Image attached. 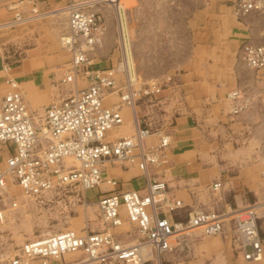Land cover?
<instances>
[{"label":"built area","instance_id":"2783aa9c","mask_svg":"<svg viewBox=\"0 0 264 264\" xmlns=\"http://www.w3.org/2000/svg\"><path fill=\"white\" fill-rule=\"evenodd\" d=\"M0 1L11 12L2 21L5 28L29 23L42 13L38 0ZM100 1L117 0H67L62 6L66 28L59 42L70 54V67L60 80L75 84L67 94L51 100L39 113L29 107L19 81L12 76L4 79L7 89L0 97V147L6 152L2 157L0 154V203L5 205L9 201L11 207L17 204L14 197L3 191L8 176L26 196L38 201L49 199L59 189L75 190V196L83 197L85 202L84 192L95 188L98 193L94 202L103 227L88 225L80 232L65 228L27 239L11 255L10 264H156L153 255L162 258L166 252L189 251V236L222 233L227 224L234 231V242L237 240L233 242L234 248L241 250L245 259H258L264 249L258 204H264V197L243 207L209 210L191 207L184 218L176 219L172 214L185 204L169 189L165 179L170 162L168 127L141 120L137 114L132 133L114 137L109 134V129L124 122V105L144 103L145 115H150V106L159 105L158 95L164 86L171 85L172 75L138 81L131 79L123 67L120 70L123 76H118L120 66L117 69L116 66L122 61V48L114 14L119 62L90 67V52L100 46L99 42L103 43L110 25ZM235 3L238 14L250 10L264 13V0ZM238 51L241 61L256 71L255 80L264 85V43L245 40ZM78 78H86L87 83L81 85ZM111 94H116L117 100L108 103L106 98ZM259 96L264 98L262 88L260 95L236 86L226 94L230 112L247 110ZM108 165L136 166L144 175L145 185L124 188L118 177L108 173ZM220 187V181L209 185L218 199L222 196ZM124 222L130 225L127 232L134 239L130 243H124L125 239L109 230ZM144 248L149 251L146 257L142 256ZM73 252L82 257L66 262L65 254ZM80 260L83 261L77 262Z\"/></svg>","mask_w":264,"mask_h":264},{"label":"rangeland","instance_id":"374dc122","mask_svg":"<svg viewBox=\"0 0 264 264\" xmlns=\"http://www.w3.org/2000/svg\"><path fill=\"white\" fill-rule=\"evenodd\" d=\"M64 1L65 0H38V6L42 13L37 14V16H39L37 19L26 24L0 29V62H5V64H10L11 66L14 64H21L22 66L24 63H28L30 59H40L43 61L40 67L35 66L30 71V73L35 75L43 74L44 77L48 76L46 79L47 81L44 82L45 86L43 83L39 84L40 88L38 90V96L40 99V107L34 108L26 97L29 107L37 110V112L41 111V108L51 100L57 99L59 95H64V92L69 88H74L75 85L72 82H62L59 80L64 72L70 67V54L61 47L59 42V36L64 30V27L66 28V12L64 7H62ZM206 1L207 0H122L119 8V16H117L116 10L110 3L100 2V6H107L110 9L111 14H114L116 18L118 17V27L120 26L122 28L121 10L125 3L126 11L124 12V17L129 29L131 52L137 72V65L142 66V68L148 67L146 63L149 55H160L158 49L161 45V36L165 38L163 32L165 26H167L168 30H173L174 33H177V31H174V28L176 30L180 29L176 25H186L187 23L189 26L186 25V27L194 26L195 21L197 22V20L201 19L200 17L196 19L197 16H200L198 11L200 10L199 6H204ZM232 1L233 0L220 1L223 2V4L215 10V0H212V5L208 7L206 6L202 11L201 15L205 14L207 19H209L204 28L215 32L216 36L213 35L212 32L210 36H208L206 35V30L202 29V36H207L209 41L204 47L206 52L196 56L193 53V56L195 57L193 61L191 60L189 66H186V68L181 70L182 72H187V78H183L185 81H189L187 83L192 89V91L187 90L188 104L192 108H195L194 110L197 113V117L193 116L191 118L189 115L186 116L189 123L193 122L200 127L208 129L210 125H213L211 121L219 118L217 126L213 125V128L216 130H213L211 134L207 133L211 138L215 137L214 135L217 134L218 130L223 128L222 126L226 125L224 122L226 120L225 111L227 106L226 103L223 102L224 92L227 89H229L227 93L232 90L234 88L232 86L235 85L234 81H240L243 78L242 75L246 73H244V69L241 66H244L245 63L241 61L239 55L237 56L240 48V45L238 46V40H236V37L239 35L238 28L243 27V33L248 34L247 36L243 35L245 40L264 43V17L258 12L251 14H238L235 10L236 3H234L233 12L231 7L228 6ZM193 5L196 6L197 10L193 11ZM10 15L11 12L7 9V6H3L0 1V24ZM116 18L113 16L111 17L109 23L111 26L109 30L110 35L105 37L108 38L106 44H104V41L103 43L101 41L99 42L100 46L102 45L101 48L96 46L91 50V64L95 63V65H98L97 61H99V63H108L110 60H113V64L111 63V65H115L117 61L116 59H119ZM212 28H214V30ZM170 37L172 38V36ZM119 40H121L120 29ZM122 42L123 46H125V37ZM121 43L120 46H122ZM222 46H224L225 49L229 47V50L231 48L234 51L232 50L233 52L231 53L227 49L228 54H224L221 51ZM206 48L209 50L207 51ZM124 49L127 59L129 53L126 52V48ZM123 58L124 54L122 52L121 62H123ZM126 63L128 64L127 69H129L130 64L128 61ZM118 66L119 65H117L116 68ZM194 66L197 67V70L194 69ZM120 70L122 69L118 68V76L122 77L123 75L120 73ZM145 72L153 71L147 69ZM155 72L159 71L157 70ZM171 72L174 71H164L163 74L160 72L161 74H158L159 76L157 78L162 79L166 75L172 74L171 81H173V73ZM176 72H179L178 69H176ZM237 72H240L242 75L239 77ZM1 73L2 72H0V74ZM138 74L139 73L137 72V77L139 79L140 74ZM253 75L254 79L246 81L247 83L244 87L256 91L258 83L255 80V73L253 74L252 72L251 77H253ZM248 78H250V76ZM151 79L155 78H150L149 80ZM140 80L142 81L146 79L142 78ZM80 82L81 81H79V83ZM81 83L86 84L87 81L84 80ZM226 83L227 85H225ZM251 83H255L256 87H253ZM20 85H22V87L24 86L21 82ZM219 86L224 87L223 94L218 92ZM6 89L7 85L0 77V96L3 95ZM201 93L204 95L203 99H200ZM109 97H111L109 100L112 102L117 100L116 94H111ZM225 99L227 100L226 96ZM201 103L203 104V108ZM136 107L139 111L137 104ZM162 110L163 112L165 111V109ZM122 111L125 115L126 124V130L124 129L125 132L123 134H130L135 128L133 114H127L126 112L128 110L125 106H122ZM261 111H264L263 104L259 112ZM160 117L163 116L160 115ZM162 119L160 118L159 122L166 121L165 125L168 128H170V126L176 121L174 116L170 118V115L167 116V118L165 117V120ZM253 128L254 127H247L246 130H243L242 138L236 142V144H239L238 146L245 147V151L243 150L244 153L246 152L245 155H250L247 159L252 158V152L258 153V151H255V146L261 145V142L258 139L259 136L264 137V133H261L264 130V124L263 126H256L258 136L255 135ZM219 133L220 132H218V135H220ZM151 137H149V139L153 140V136ZM220 138V142H222L221 144L219 143L220 151L222 152V157L225 158L223 151L229 149V147L231 148L232 143L228 137L224 138V136H221ZM214 143H217V141H214ZM8 146L11 148V143H8ZM5 152L6 149L0 147L1 157ZM261 159L264 161L263 155L261 156ZM69 161H71V159H69ZM5 189L6 194L9 197H14L17 204L16 206L14 205L11 207L8 205L9 201L5 202V205L4 203H0V206L4 207L3 209L5 211V218L3 221L0 220V264H10V257L13 253L18 251V246L25 240L38 235L60 231L65 228H71L80 232L88 225L93 228L103 227V220L101 219L96 203L94 202L95 195L98 193L95 188L87 189L85 192L83 191L87 196V201L85 202L82 201L83 197L78 199L77 196H75V190L59 191V189H57L56 193H53L49 199L38 201L26 196L21 187L17 184L11 183ZM262 192H259V196H256L254 200L262 199V197H264V191L262 190ZM80 193H82V191H80ZM259 213L260 233L264 237V208L260 209ZM87 214L93 215L95 223H92L90 218L88 219ZM127 224L129 223L127 222ZM110 229L111 231L116 232L121 238L125 239L123 240L124 242L132 241L127 230L124 229V231H121L117 229L115 230V228ZM212 235L198 234L192 236L190 238L191 241L189 242V252L187 250L172 251V253L167 255L164 262L166 264H264V257L263 260L251 262L246 260L241 253H238L239 251L242 252L241 250L236 248L233 252L231 243L233 244L234 242V233H232V235L227 234L224 229V232ZM212 238H216V241L211 242L210 239ZM203 240L207 241L205 244L206 246H203ZM234 243H237V240ZM81 257L82 254L79 252L66 253L65 261L69 262L80 259ZM81 261L83 260L77 262ZM156 264H160V262ZM161 264H163V261Z\"/></svg>","mask_w":264,"mask_h":264},{"label":"crops","instance_id":"0c3cea01","mask_svg":"<svg viewBox=\"0 0 264 264\" xmlns=\"http://www.w3.org/2000/svg\"><path fill=\"white\" fill-rule=\"evenodd\" d=\"M66 1L67 0H65L64 3ZM220 1L223 0H215V7H214L215 10H217V7L219 8V6L223 4V2ZM235 2L236 1L233 0L232 3L228 5L229 7H231V10H233V12H234L233 6ZM210 5H212V0H207L204 6L203 5L199 6L200 10L198 11L200 13L199 14L200 16L197 17L195 16V17L196 19H198L199 17L201 19L197 20V22L194 20L195 21L194 26L186 27V25L189 26L187 23L186 25L185 24L176 25L181 29V30L180 29L176 30L174 28V31H177L178 34L174 33L173 30H168L167 26H165V30L163 31L165 34V38L161 36V41H160L161 45L160 48L158 49L160 51L159 52L160 55L157 56L155 54L149 55L146 63L148 67L142 68V66L137 65V72L140 74V75L138 74L139 79L143 78L147 80L150 78H157L161 73L163 74L164 71L170 72L171 70H173L174 72H171L173 73V81L171 82L170 86H164L162 88L160 94L158 95V104L160 103V105H157V107L150 106L149 108L151 113L150 115H145L147 106L144 103L138 104L139 111L135 106L134 107L135 111H133L130 108H127L128 111L126 112L127 114H131V115L134 112L136 113V116L137 114L140 115L141 120L144 119L151 120L154 125L165 126L166 121L159 122V119L163 118L165 120V117L167 118V116L169 115L170 118L174 116L176 120L175 123L172 126H170V128H168L171 135L170 162L167 171H165V179L168 183L169 189L173 193L178 195L185 204V206L182 209L172 214L173 217L176 219L184 218L186 216L187 210L190 209L191 207H200L205 210L215 209V208L223 209L225 206L242 207V205L245 206V204H248L252 200H254L256 196H259L258 195L259 192H262V190L264 191V172H263L264 161L261 159V156L264 155V137L259 136L258 139L261 142V145L255 146L256 148L254 147L256 149L255 151H258V153L252 152L251 159H247V157H249L250 155L249 156L245 155L246 153V152L244 153L245 147L238 146L239 144H236L237 140H240L242 138V132L243 130H246L247 127L248 128L254 127L253 129L255 135H257L256 126L257 125L263 126L264 111L259 112L260 108H262V104L264 107V100L262 96L258 97L259 99L257 100L259 101L256 100L257 102L256 101L254 102L252 108L250 107L249 109L245 111H241L239 113H231L229 102L225 99L227 91L229 90L227 89L224 92V97H223V102L226 103L227 106L225 111L226 120L224 122V124L226 123V125L222 126L223 128L218 130V132H220L219 133L220 135H218L217 132V134H215L214 135L215 137L213 138L209 137L208 134H211L213 130H216L213 128V125L217 126L219 118L211 121L213 125H210L208 129H206L204 127H200L197 124H194L193 122L189 123V120L186 117L188 115L191 118L193 116L197 117V113L194 110L195 108H192L188 104L187 90L192 91V89L191 86L188 85L187 83L189 81H185L184 79L187 78L186 76L187 72H182L181 70L186 68V66H189L190 64L189 62L191 60L193 61V59L195 58L193 56V53L196 56L198 54H202L206 52L204 50V47L207 45V42L209 41L207 36L205 35L202 36L203 34L202 29L206 30V35L208 36H210L211 32L213 35L216 36L215 32L204 28L206 26V23L209 21V19H207V16H205V14L201 15L205 7L206 6L208 7ZM125 6L126 5L124 3L122 7L123 9L121 10L122 28L119 26V29L121 33V42L122 40H124V37L126 38V42H124L125 46H123L122 44L123 49L126 48V52L129 53V55L127 54L128 55L127 59L124 54L125 61H128L130 64V68L127 70V73L128 75L130 74L131 79H136L137 72L131 52L129 29L127 22L124 19L125 18L124 12L126 11ZM102 8L105 12L108 22L110 23L111 17L113 16L110 12V9L107 6H103ZM195 10H197L196 6H194L193 11ZM251 13H254V11L250 12L249 14ZM235 17L237 16L235 15ZM5 25L6 23H1L0 29L3 27L5 28ZM110 27L111 26L109 25L106 37L110 35L109 33ZM242 28L243 27L238 28L239 35L238 37H236V40H238V46L243 41H245L243 35L244 36L248 35L243 33L244 29ZM212 29L214 30V28ZM170 36H172V38ZM107 40L108 38H105L104 44H106ZM101 46H99L98 48H101ZM227 49L229 50V47H227L226 49L224 48V46L221 47V51L224 54L225 53L228 54ZM206 50L208 51L209 49L206 48ZM232 50L233 49L230 48L229 52L232 53L234 51ZM116 60L115 61L117 64L119 60L118 58ZM42 62L43 61L40 59H30L28 63H24L22 66L21 64H14L12 66L10 64H7L6 69L3 68V64H5V62H0V72H2L0 74V77L4 81L5 77L12 76L17 81L23 83L24 86L22 87L21 85V88L23 90L24 96L25 98L27 97L29 99L31 105L34 108L40 107V99L38 96L39 93L38 90L40 88L39 84L43 83L44 85L45 84L44 82L47 81L46 79L48 78V76L44 77L43 74L35 75L30 73V71L35 66L40 67ZM97 62L98 65H95L94 63L91 64L90 67L91 68L104 67L111 65V63L113 64V60H110L108 63H99V61ZM122 64L124 68H126L125 65L127 63L120 62L119 66L121 65V68H122ZM241 66L244 69V73L245 72L246 73L242 75L240 72H237L238 76L240 77V75H242L243 78L242 79L240 78L241 79L240 81H234L235 85L233 84L234 86H232L234 88L236 85L244 87L245 84L247 83L246 81H251L254 79V75L253 77H251V74L252 72H256V71H254V69L252 68H249L246 64H244V66L243 65ZM144 69L145 70L150 69L153 72H145ZM176 69H178L179 71L178 73L176 72ZM194 69L197 70V67L194 66ZM157 70L159 72H155ZM64 74L62 76H64ZM249 76L250 78H248ZM84 80L87 81L86 78H78L77 81L83 82ZM81 82L80 84L83 85ZM257 83L258 86L256 92H258L261 95V88L263 89L264 92V85L263 83H260V81H257ZM225 85H227V83ZM251 85L253 87H256L255 83H251ZM219 87H218L219 90L218 92L223 94L224 87L223 86L220 88ZM72 88H69L66 92H64V94H67L69 90ZM203 96L204 95L201 93L200 99H203ZM109 98L111 97H108L106 99V102H112L111 100H109ZM201 105L203 108L202 103ZM43 108L44 107L41 108V111H39V113L42 112ZM162 109H165V111L163 112ZM157 110L158 113L156 112ZM159 110L162 111V113ZM160 115H162L163 117H160ZM133 118L136 122V118L134 116ZM125 125L126 124L124 123L123 125L117 126L115 128H111V132H112L111 136L114 137L116 135L123 134L126 130ZM261 133L263 134L264 130ZM221 136H224V138L228 137L232 143L231 148L229 147V149L223 151V155L225 154V158L222 157V152L220 151V146H219V143L220 144L222 143L220 142ZM214 141H217V143H214ZM107 171L110 175L118 177L121 181H123L122 184L124 188H133V187L142 188L145 185L144 175L134 165L128 168L121 167L119 165H114V166L108 165ZM213 181L221 182L220 192L222 196L220 199L216 198L215 194L209 190V185ZM87 216L88 219L90 218L92 220V223H95V219L93 218V215L87 214ZM129 226L130 225L127 224V222H124L122 225L115 227V230L117 229L124 231V229L125 230L129 229ZM225 233L230 235L234 233V231L231 229L229 224L225 226ZM261 237L264 248V237L262 235ZM210 241L215 242L216 238H212L210 239ZM130 242L125 241L124 243H130ZM202 243L204 244L203 246H206L205 244L207 243V241L203 240ZM231 247L234 252L236 249L234 248L232 243H231ZM169 253L172 252H167L162 255L163 264H166L164 261ZM238 253H241L243 255V253L240 251ZM263 257L264 255L261 256L259 260H263Z\"/></svg>","mask_w":264,"mask_h":264},{"label":"bare ground","instance_id":"6f19581e","mask_svg":"<svg viewBox=\"0 0 264 264\" xmlns=\"http://www.w3.org/2000/svg\"><path fill=\"white\" fill-rule=\"evenodd\" d=\"M100 2H106V1H100ZM121 2H122V0H117L115 3H111L110 2V4L114 7V9L116 10V12H117V16H119L120 15V5H121ZM106 3H109V2H106ZM258 12L257 10H250V11H248L249 13L250 12ZM119 12V13H118ZM248 12H246V13H242V14H249ZM260 15H263L264 16V13H261V12H258ZM117 19H118V17H117ZM125 19V18H124ZM126 20V19H125ZM118 23H119V20H118ZM120 39H121V33H120ZM120 43H121V40H120ZM123 43H121V45H122ZM121 48H123V46H121ZM122 52H123V54H125L124 53V49L122 50ZM123 62H127V61H125V59L123 58ZM123 62H121V63H123ZM126 66V73H127V66H128V64H126L125 65ZM119 67V66H118ZM117 67V68H118ZM124 66H123V64H122V68H123ZM116 68V69H117ZM119 68H121V65H120V67ZM128 74V73H127ZM136 80H138V77L136 78ZM137 82V81H136ZM20 83V82H19ZM21 86V85H20ZM108 98V97H107ZM106 98V99H107ZM125 106V105H124ZM136 106V105H135ZM135 106H132V107H129V106H125V107H127V108H130V109H132L133 111H135ZM249 109V108H248ZM122 113H123V111H122ZM133 116L134 117H136V113H134L133 112ZM123 117H124V122L122 123V124H124L125 123V115H124V113H123ZM121 124V125H122ZM109 134L110 135H112V132H111V129H109ZM113 137V136H112ZM151 137V136H150ZM152 138V137H151ZM69 159H71V158H67L66 157V160L67 161H69ZM17 184L16 182H14L13 180H12V177H10V176H8V181H7V184H6V186L4 187V190L3 191H5L6 189V187H8L10 184ZM18 185V184H17ZM19 186V185H18ZM221 188V187H220ZM264 203V202H263ZM259 206H260V208L258 209V212H259V210L262 208L263 209V206H264V204L262 205H260V204H258ZM1 208V207H0ZM5 218V211H4V209L2 208L1 209V216H0V220L1 221H3V219ZM259 222V221H258ZM123 224V223H122ZM121 224V225H122ZM120 226V225H119ZM259 229H260V225H259ZM110 231H111V229H110ZM217 234H219V233H217ZM194 235H197V234H192L191 236H189L188 238H191L192 236H194ZM205 235H212V234H205ZM263 252H264V249H263ZM263 252H262V254H261V256H263ZM167 253V252H166ZM149 254V251L146 249V248H144L143 250H142V256L143 257H146L147 255ZM261 256L258 258V259H246V260H248V261H255V260H259L260 258H261ZM153 257H154V260L156 261V263H159V262H162V258L159 256V255H157V254H155V255H153Z\"/></svg>","mask_w":264,"mask_h":264}]
</instances>
